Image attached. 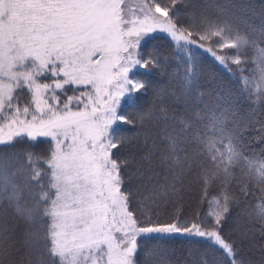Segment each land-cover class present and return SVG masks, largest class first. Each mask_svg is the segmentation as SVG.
Masks as SVG:
<instances>
[{"label":"snow or ice","instance_id":"1","mask_svg":"<svg viewBox=\"0 0 264 264\" xmlns=\"http://www.w3.org/2000/svg\"><path fill=\"white\" fill-rule=\"evenodd\" d=\"M262 116L264 0H0V264H264Z\"/></svg>","mask_w":264,"mask_h":264},{"label":"trees","instance_id":"2","mask_svg":"<svg viewBox=\"0 0 264 264\" xmlns=\"http://www.w3.org/2000/svg\"><path fill=\"white\" fill-rule=\"evenodd\" d=\"M231 2L239 5V4H243V3L248 2V0H231ZM251 3L255 6L256 13L259 14V12L261 10V6H262V0H251ZM237 11L239 12V9H237ZM258 22L259 21L257 20V23ZM240 26L243 27L244 26L243 23H241ZM168 51H171V49H168ZM201 67L205 72L213 73V74L217 75L220 79H222L224 81L225 84L229 85L230 87H235V81L231 80L228 73L225 72L224 70H222L218 65H216L213 62L210 55H208L206 53L202 54V56H201ZM233 67H235V66L233 65ZM152 78L156 79L158 77L153 76ZM150 96H151V92L149 91V97ZM261 119H264V116H262ZM125 127H130V126H125ZM41 139H43V138H41ZM44 147H45L44 144H39L35 148V151H37V152L42 151ZM199 195H200V188L197 184L193 183L191 192L189 193L190 198L188 200H186V203H185V211L186 212H190L193 209H195L196 200L198 199ZM210 195H211V193H210ZM204 207L206 210L207 206L205 205ZM171 211H172L171 208L167 209V211H162L160 219L162 221L170 219L171 218ZM5 219L7 220L9 225H11L13 223L10 215L5 217ZM185 240H186V238L177 237L170 244V247L175 250V255L180 257V258H185L188 256V246L184 242Z\"/></svg>","mask_w":264,"mask_h":264}]
</instances>
